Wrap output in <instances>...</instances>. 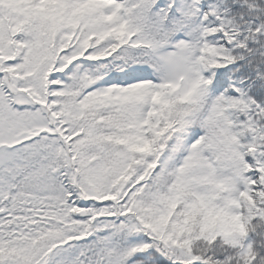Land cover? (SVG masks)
Wrapping results in <instances>:
<instances>
[{"label": "snow or ice", "instance_id": "6c2138e0", "mask_svg": "<svg viewBox=\"0 0 264 264\" xmlns=\"http://www.w3.org/2000/svg\"><path fill=\"white\" fill-rule=\"evenodd\" d=\"M0 264H264V0H0Z\"/></svg>", "mask_w": 264, "mask_h": 264}]
</instances>
